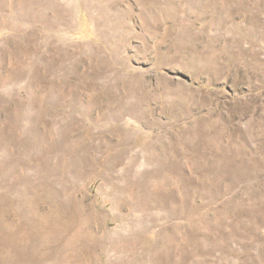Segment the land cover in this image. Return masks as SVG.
I'll return each instance as SVG.
<instances>
[{"label": "rangeland", "instance_id": "rangeland-1", "mask_svg": "<svg viewBox=\"0 0 264 264\" xmlns=\"http://www.w3.org/2000/svg\"><path fill=\"white\" fill-rule=\"evenodd\" d=\"M0 264H264V0H0Z\"/></svg>", "mask_w": 264, "mask_h": 264}]
</instances>
